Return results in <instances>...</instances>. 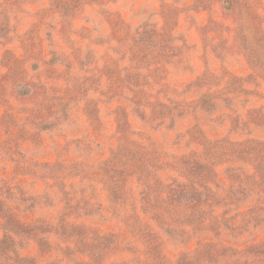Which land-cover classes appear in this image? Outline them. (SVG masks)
Instances as JSON below:
<instances>
[{
    "label": "rangeland",
    "instance_id": "374dc122",
    "mask_svg": "<svg viewBox=\"0 0 264 264\" xmlns=\"http://www.w3.org/2000/svg\"><path fill=\"white\" fill-rule=\"evenodd\" d=\"M230 1L0 0V264H264V0Z\"/></svg>",
    "mask_w": 264,
    "mask_h": 264
},
{
    "label": "trees",
    "instance_id": "16d2710c",
    "mask_svg": "<svg viewBox=\"0 0 264 264\" xmlns=\"http://www.w3.org/2000/svg\"><path fill=\"white\" fill-rule=\"evenodd\" d=\"M223 6H224V9H225L226 11H231V10H233V8H234V5H232V2H231L230 0H223ZM257 61H258V59H257ZM259 62H260V60H259ZM258 64H259V63H258ZM258 70H259V71H264V64H259V65H258ZM182 197H183V196H182ZM176 198H177V193H176V192H172V194L169 196V199H170L171 201H173V200L176 199ZM174 201H175V200H174ZM181 201H182V199L179 198V202H181ZM0 210L3 212V215H4L3 218H9L8 221H9L10 223H15L11 215H9L8 213L4 212L3 209H2L1 207H0ZM15 228H17L18 233H20V231H21V227H20L19 225H15ZM21 234H22V235H27L28 233L25 232V231H22ZM167 234H168V233H167ZM168 235H169V234H168ZM9 239H10V238H9ZM15 251H16L15 249H12V252H13V253H14Z\"/></svg>",
    "mask_w": 264,
    "mask_h": 264
}]
</instances>
